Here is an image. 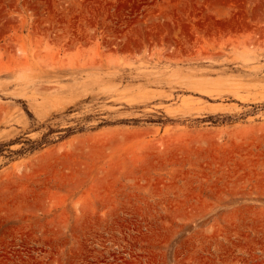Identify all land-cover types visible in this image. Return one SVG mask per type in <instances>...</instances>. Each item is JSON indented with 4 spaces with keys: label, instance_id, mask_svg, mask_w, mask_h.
<instances>
[{
    "label": "rangeland",
    "instance_id": "rangeland-1",
    "mask_svg": "<svg viewBox=\"0 0 264 264\" xmlns=\"http://www.w3.org/2000/svg\"><path fill=\"white\" fill-rule=\"evenodd\" d=\"M0 264H264V0H0Z\"/></svg>",
    "mask_w": 264,
    "mask_h": 264
}]
</instances>
